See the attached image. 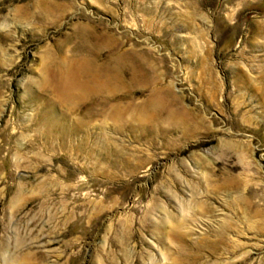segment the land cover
<instances>
[{
  "label": "rangeland",
  "instance_id": "374dc122",
  "mask_svg": "<svg viewBox=\"0 0 264 264\" xmlns=\"http://www.w3.org/2000/svg\"><path fill=\"white\" fill-rule=\"evenodd\" d=\"M0 264H264V0H0Z\"/></svg>",
  "mask_w": 264,
  "mask_h": 264
}]
</instances>
